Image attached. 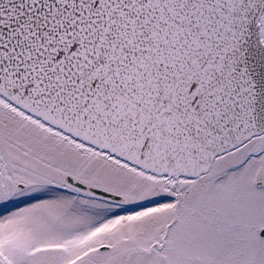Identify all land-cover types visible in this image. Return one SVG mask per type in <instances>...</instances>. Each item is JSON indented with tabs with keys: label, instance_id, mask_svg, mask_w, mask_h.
Wrapping results in <instances>:
<instances>
[{
	"label": "snow or ice",
	"instance_id": "snow-or-ice-1",
	"mask_svg": "<svg viewBox=\"0 0 264 264\" xmlns=\"http://www.w3.org/2000/svg\"><path fill=\"white\" fill-rule=\"evenodd\" d=\"M0 264H264V0H0Z\"/></svg>",
	"mask_w": 264,
	"mask_h": 264
}]
</instances>
